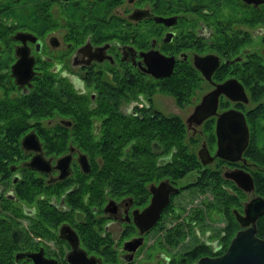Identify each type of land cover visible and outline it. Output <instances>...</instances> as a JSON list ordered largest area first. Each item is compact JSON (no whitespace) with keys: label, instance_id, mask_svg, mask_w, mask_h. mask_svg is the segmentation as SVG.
Here are the masks:
<instances>
[{"label":"flooded vegetation","instance_id":"af4514ba","mask_svg":"<svg viewBox=\"0 0 264 264\" xmlns=\"http://www.w3.org/2000/svg\"><path fill=\"white\" fill-rule=\"evenodd\" d=\"M224 1L231 3L230 9L219 10L218 6H210V4L218 5L219 0H26V3H23L22 0V7L24 4L33 7L37 15L34 19L21 20L20 23L24 27H36V30L17 28L9 34L12 39V42H9L12 60L8 64L7 72L14 83V90L11 89L10 94L16 90L25 91L29 87L33 75L41 71L35 68L37 64L35 61L41 60L49 63L48 68L51 72L66 77L78 94H85L87 91V99L81 103L91 106L95 100L96 88L91 85L86 86L85 78L91 75V77L99 76L110 81L111 72L107 68L108 65H116L115 70L120 76L126 64L134 71H141L149 79L160 78L142 71L139 67L140 64L142 65L140 52L147 50H156L165 56H171L173 59L171 72L175 68L186 66L183 62H188L200 76V81L193 89L194 92L186 101L182 102L180 108L187 104L192 96H196L194 95L196 90L202 88L201 82H204L206 89L195 98L191 104V110L183 119L176 112L170 111L165 114L156 108L152 98L154 93L160 91H154L149 100L139 95L137 99L128 100H123L122 96H118L115 101H112L116 111L123 118L128 114L131 116L141 115V110L142 114L150 110L149 113L156 112L163 116L178 115L183 124L184 137L186 131L189 130L187 140L184 137L183 140L198 162H196L197 166L174 179L168 175H157L150 165H140L138 157L140 154L137 149L133 160L135 163L131 166L122 165L123 170L130 169L131 172L122 174L117 189L104 185L101 186L102 189L92 187L89 190L81 186L79 180V177L83 175L84 182L88 183L87 185L91 184V164L84 151L68 144L66 149L58 154H46L41 144V138L32 128L21 134L18 141L19 147L22 149L21 157L17 162L8 163L7 176L0 178V223L4 222L3 224L11 227L9 229L10 236L8 235L5 239L8 243L10 242L9 246H14L11 251L13 260L11 264H34L28 253L36 251H40L42 257L54 259L55 264H74L65 257L71 251V245L67 240L70 229L77 236L78 247L83 249L87 256H92L95 263L127 264L134 260L145 242V236L165 225L163 220L166 217L176 215L175 212H172V209L175 210L172 207L175 195L179 194L184 187H198L193 182L204 165H212L211 167L218 169L221 174L220 167L222 165L242 168L248 171L251 176L250 170L258 171L262 168L243 153L235 161L224 160L217 156L210 157L213 154L210 148L212 143L208 144V140L213 138V143H215L213 124L219 112L228 108L241 111L247 125L248 138L250 129L247 114L255 113L253 109L256 106L261 107L264 114V95L255 100L252 96L258 85L264 86V0ZM238 5L245 7L243 12L239 13ZM61 9L65 15L61 14ZM22 15L26 16L23 12ZM155 17H163L167 20L163 22L155 20ZM16 31H27L34 35V40L25 39L28 54L33 57V73L28 82L24 84H18L10 71V64L17 57L15 48L21 45L19 39L14 38ZM101 45H106L104 52L95 49ZM126 46L133 48V62L130 61L131 53L128 49H124ZM106 54L110 55L111 59L105 57ZM207 54L216 56L218 60L209 80L205 79L192 64L195 56ZM224 64L230 65L232 69H224ZM241 64L244 74H251L249 68L256 66L261 77L254 78L252 75H247L245 78L247 83L242 77L231 73L230 70L236 71L238 67L241 68ZM220 70H224L226 73L223 74V77L220 76ZM229 77L235 78L241 84L246 100H232L219 94L214 114L204 117L198 123H195L194 120L187 121L200 96L210 90L215 82ZM249 101L253 103L249 105ZM41 122L47 129L53 130L51 132L53 138L58 137V132L54 129L55 124L59 127H70L72 123L71 119L60 116L58 113L47 116ZM92 123L97 125L98 121L92 119ZM209 125H212L211 131ZM97 130L98 125L96 126ZM29 131L36 135L40 143V152L44 158L50 160L51 165L54 164L58 156L69 153L68 169H62L59 166V169L49 167L44 171L27 166L26 161L33 151L22 148L20 139ZM198 139H200L199 147L195 150L190 149L189 146L193 147ZM203 145L210 155L206 162L201 163L198 154L205 158ZM129 150V143H127L123 146L119 158L123 159L124 154ZM142 151L145 152L143 155L147 156L148 163L153 162V166L162 165L160 163L171 158L170 153H159L161 148H155L152 144ZM79 154L84 156L86 168H84L83 160L81 164L78 162ZM249 163H252L256 169H250ZM23 171L30 172L46 184L31 201L19 198L15 193L16 180L20 178ZM65 171L66 173L62 175ZM191 172H194L192 181L176 183ZM162 181H167L176 190L169 192L167 202L160 209L155 222L147 229L142 228L141 233L140 216L133 217L148 205L151 197L158 198L154 187ZM91 190L96 193L94 197L97 200L94 202L89 198ZM73 195L79 196L88 212L85 213L79 206L74 207L68 204L69 197ZM39 206H41L40 209ZM45 208L48 209L46 210L48 213L44 216L42 211ZM81 228L88 229L94 238L98 235L91 248L80 239ZM11 234L14 236L12 237ZM137 236L142 237V243L133 252L125 250L123 241ZM94 238H91V241ZM2 243L0 240V246ZM132 245L131 241L125 244V247ZM107 250L113 256L114 263L108 262V256L105 253ZM70 258L71 261L77 259L75 256ZM167 259L165 257L163 261H167Z\"/></svg>","mask_w":264,"mask_h":264},{"label":"trees","instance_id":"16d2710c","mask_svg":"<svg viewBox=\"0 0 264 264\" xmlns=\"http://www.w3.org/2000/svg\"><path fill=\"white\" fill-rule=\"evenodd\" d=\"M22 0H0V178H5L8 174V163L17 162L21 157L22 149L19 147V138L27 129L32 128L41 138V144L46 154H58L64 151L68 144L76 146L84 151L89 157L91 170V184L84 182V176L81 175L79 180L81 186L91 189L92 187L107 186L108 188L117 189L122 174L130 173L131 170H123L122 165L131 166L137 150L140 158V165H150L154 168L157 175H168L171 179L181 176L194 166H197V159L188 150L186 142L183 140V124L177 114L159 115L156 112H144L138 116H121L117 111L115 101L118 96L123 100L137 99L139 95L149 100L154 91H160L171 96L177 105H181L194 92L193 89L200 81L197 71L188 63L183 62L186 66L175 68L169 75L156 79H149L141 71H134L130 66L124 65L122 75L115 70L116 65H108L111 72V80L106 81L99 76L91 75L85 78L86 86L96 88V95L93 105L88 106L82 101L87 99V91L77 93L66 77L56 75L48 68L49 63L36 60L35 68L41 71L33 75L29 87L25 91L14 90V83L8 75V64L12 60L11 55V37L13 30L24 28L36 30V27H24L20 21L23 18ZM31 19L37 15L35 10L30 12ZM4 16V17H3ZM237 66L239 64L236 63ZM238 67L232 71L237 76L242 77L248 83L247 75L259 78V69L253 66L250 69L251 74H244V69ZM224 69L231 68L230 65H223ZM229 70V69H228ZM227 70V71H228ZM226 71V72H227ZM220 76L223 77L224 70H220ZM226 74V73H225ZM246 75V76H245ZM145 76V77H144ZM91 77V79H90ZM264 95V86L258 85L253 91V99H258ZM253 112L247 114L249 117L250 135L248 143L243 150V155L252 162L260 165L262 168L258 171L250 170L253 180V193L261 194L264 191V141L258 144L257 132L261 128L257 123L264 114L263 109L256 106ZM261 112V113H260ZM58 113L71 119L70 127L57 126L54 129L58 132V137H52L53 130L47 129L42 124V119L47 116ZM92 119L98 121V130L92 123ZM210 126V125H209ZM208 126V130H209ZM210 126V131H211ZM129 143L130 150L120 159L119 155L124 145ZM155 148H161L159 153H170L171 158L166 160L162 165L148 163L147 156H144V148L150 145ZM158 154V153H157ZM24 168V167H23ZM28 171V170H27ZM23 171L20 178L15 183L16 196L27 201L34 200L35 194L41 192L42 187L46 184L34 177L30 172ZM195 184L199 190H204L206 186L211 185L214 201H204L208 208L207 214H220L224 219V224L218 232V241L220 247L211 250L208 243L199 241L192 247L183 250L177 254L168 257L166 264H192L193 261L201 255H213L220 253L226 246L229 237L238 228L233 217L232 208L240 207V199L244 192L237 188L234 183L222 177V174L215 167L203 166L201 172L195 179ZM230 186V187H229ZM226 188H229L228 191ZM92 192V193H91ZM96 193L90 191V201L94 202ZM71 206H79L84 212L87 211L79 196H71L68 199ZM41 206H39L40 209ZM48 209L42 213L47 215ZM174 212V209H172ZM191 214L187 215L182 225H190L193 221H198L202 217L200 207H193ZM2 223V224H1ZM0 223V240L3 242L0 246V264H11L13 262L11 251L14 246H9L6 237L9 235L10 225ZM256 235L264 238V211L255 219ZM188 230V229H187ZM80 239L91 248L95 243L98 235L94 238L88 232V229L79 231ZM12 237L14 236L11 234ZM186 231L181 230L180 221L165 229L164 241L169 246H174L180 242ZM10 236V235H9ZM91 238H94L91 241ZM108 256V262H115L109 250L105 252ZM154 264H161L156 262Z\"/></svg>","mask_w":264,"mask_h":264},{"label":"water","instance_id":"95a60500","mask_svg":"<svg viewBox=\"0 0 264 264\" xmlns=\"http://www.w3.org/2000/svg\"><path fill=\"white\" fill-rule=\"evenodd\" d=\"M154 19L163 22L167 20L163 17H155ZM14 38L19 39L21 45L15 48L17 57L10 64V71L18 84H24L28 82L33 73V57L28 54L25 39L34 40V35L27 31H16L14 33ZM105 46L106 45L97 46L95 49L104 52ZM124 49H128L131 53L130 61L133 62V48L126 46ZM209 55L211 54L195 56L192 60V64L200 71L202 76L208 80L210 79L212 70L218 64L217 57ZM104 56L111 59L108 54ZM140 59L142 62V65L140 64L139 66L140 69L152 76H167L172 70V57L165 56L156 50L141 51ZM219 94H223L232 100H246L241 84L233 77L226 78L222 81L215 82L210 90L200 96L199 101L194 105L193 110L189 114L187 121L194 120L195 123H198L204 117L214 114L217 96ZM213 130L215 135V149L213 154L210 155L203 145L205 158H202L197 152L200 162H206L209 155L211 158L217 156L228 161L239 159L248 140V129L243 113L233 108H228L219 112L215 117ZM20 144L22 148L33 151L28 161H26V165L29 167L44 171L48 170L49 167L59 169V166H61L62 169L65 168L66 170L69 167V153L58 156L55 159L54 164L51 165L50 160L42 156L40 152V143L32 131L25 133L21 137ZM82 160L84 168H86L85 158L82 154H79L78 162L81 164ZM65 173L66 171L62 173V175ZM62 175L59 174V176ZM222 176L230 179L237 188L244 192L252 191L253 189L251 174L242 168L225 169L222 172ZM262 179L264 182V174ZM154 188L156 189V195L158 198L153 199L151 197L148 205L144 207L139 214L134 215L133 217L140 216L139 222L141 229H147L155 222L160 209L167 202L169 192L176 190V188H173V186L167 181L159 182ZM231 210L238 228L229 237L225 248L217 254L198 256L192 264H264V238L256 235L255 228V219L264 211V191L261 194L252 195L246 199L242 203L240 211L236 208H232ZM68 231L69 236L67 237V240L71 245L72 253L69 251L65 255L66 259L74 264H97L94 262L92 256H87L86 252L78 247L77 236L73 230L70 229ZM142 231L143 229L140 232L142 233ZM131 241L133 242V245L131 247H125V244L130 243ZM141 243L142 237H132L123 241V248L133 252ZM28 256L34 264H55L54 259L42 257L40 251L28 253ZM71 256H75L77 259L71 261Z\"/></svg>","mask_w":264,"mask_h":264},{"label":"rangeland","instance_id":"374dc122","mask_svg":"<svg viewBox=\"0 0 264 264\" xmlns=\"http://www.w3.org/2000/svg\"><path fill=\"white\" fill-rule=\"evenodd\" d=\"M23 3H26V0H23ZM231 3L224 0H219V4H210L211 7L218 6L219 10H225L230 9ZM24 10L22 11L24 15L21 20H30L31 10H34L33 7L23 5ZM244 8L242 5L237 6V10L239 13L244 11ZM61 14L65 15L63 12V9L60 10ZM256 41V40H255ZM202 88L199 90H196L195 97H191L190 101L185 104L182 108H180L182 105L177 106L173 100V98L167 94L164 93H154L153 94V103L156 106L157 109L162 111L165 114H168L170 111L176 112L181 119L185 117V115L188 114V112L191 110V104L195 101V98L199 96L205 89L206 85L204 82H201ZM170 101V106H169ZM253 102H248L249 105H251ZM261 126L259 131L257 132V143L262 144L264 141V117L263 115L260 117L259 122L257 123ZM198 127V126H197ZM189 130L186 131L184 139L187 140V134ZM214 139L212 138L208 140V144H210L211 151L213 152L215 149V143H213ZM200 145V139L197 140V143H195L192 146H189L190 149L195 150ZM250 169H256L255 166L252 163H249ZM212 165H209L211 167ZM221 171L231 168L229 165H222ZM221 173V172H220ZM189 175L183 177V179H179L176 181V183H181L182 181H192L194 176V172L188 173ZM193 176V177H192ZM194 183V182H193ZM192 184V183H191ZM211 185L206 186V188L203 190H199L198 187H192L187 186L184 187V189L175 197L173 198L172 207L175 208L174 212L176 215H171L169 217H166L163 220V223L165 225L160 226L152 233H149L145 236V242L140 248L137 255L134 257V260L127 263V264H154L156 262H159L161 264H166V261H163L164 258H168L169 256L173 254H177L183 250H186L193 245L197 244L199 241L208 243L211 247V250L217 249L220 247V243L218 241V232L220 230V227L224 224V219L220 214L216 213H210L207 214L208 208L205 206L204 201H212L216 204V201H214L213 191L210 187ZM230 187V186H229ZM228 191L229 188H226ZM254 195L253 191L244 192V195L241 197L240 207H237V210H241L242 203L248 199L250 196ZM200 207L202 210V217L198 221H193L190 223V225H182L183 221L185 220L184 217L191 214V209L193 207ZM239 210V211H240ZM180 221L181 223V230L186 231V235L184 238L178 242L174 246H169L164 241V232L165 229L169 226L173 225V223ZM165 226V227H164ZM164 227V228H161ZM113 229V227H111ZM188 229V230H187ZM165 256V257H164Z\"/></svg>","mask_w":264,"mask_h":264}]
</instances>
